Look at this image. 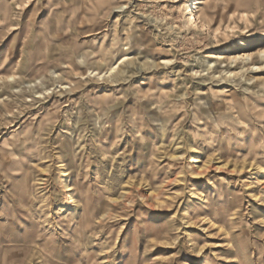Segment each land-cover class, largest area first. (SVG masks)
I'll return each instance as SVG.
<instances>
[{"label": "rangeland", "instance_id": "rangeland-1", "mask_svg": "<svg viewBox=\"0 0 264 264\" xmlns=\"http://www.w3.org/2000/svg\"><path fill=\"white\" fill-rule=\"evenodd\" d=\"M191 3L0 0V264H264V0Z\"/></svg>", "mask_w": 264, "mask_h": 264}, {"label": "bare ground", "instance_id": "bare-ground-1", "mask_svg": "<svg viewBox=\"0 0 264 264\" xmlns=\"http://www.w3.org/2000/svg\"><path fill=\"white\" fill-rule=\"evenodd\" d=\"M190 5H192L191 0H190ZM186 13H187L186 23L188 25H190L191 27L196 28V29H200V28L203 29L206 26V23L202 22V20H201V15H202L201 9H197L195 13H191V12H189V9L187 8ZM260 56L264 57V51L260 52ZM208 57L220 59V58H222V55L221 54H217V53H212ZM128 59L129 58L126 55H123L119 62L120 63L127 62ZM239 59H241L242 61H248V60L251 59V55L249 53H247V54H242L241 56H234V57L232 56V57H230V62H235V61H237ZM162 63L168 64L170 62L166 61V60H163ZM209 63H211V61H208L206 69H209L211 67V64L209 65ZM110 70H111V68H110ZM226 74H228V76H230V75H232V72L231 71H226Z\"/></svg>", "mask_w": 264, "mask_h": 264}]
</instances>
